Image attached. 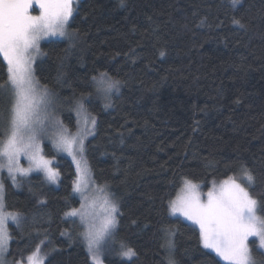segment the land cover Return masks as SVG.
I'll return each instance as SVG.
<instances>
[{
    "label": "trees",
    "instance_id": "1",
    "mask_svg": "<svg viewBox=\"0 0 264 264\" xmlns=\"http://www.w3.org/2000/svg\"><path fill=\"white\" fill-rule=\"evenodd\" d=\"M69 32L71 39L41 42L33 66L70 131L82 95L96 118L84 144L88 168L118 201L114 250L125 243L136 252L104 264H167L169 255L176 264H228L168 204L184 179L208 188L239 174L241 164L254 177L252 195L264 201V0L235 8L230 0H80ZM100 72L121 81L120 91L95 93ZM6 102L0 94V110ZM44 151L56 159L57 184L34 173L18 188L2 176L8 210L22 214L19 227L9 224L7 257L25 260L40 245L43 264H92L80 223L65 217L80 205L75 166L47 142ZM166 228L174 232L171 254L162 247Z\"/></svg>",
    "mask_w": 264,
    "mask_h": 264
},
{
    "label": "snow or ice",
    "instance_id": "2",
    "mask_svg": "<svg viewBox=\"0 0 264 264\" xmlns=\"http://www.w3.org/2000/svg\"><path fill=\"white\" fill-rule=\"evenodd\" d=\"M240 2L230 0L233 8ZM73 4L74 0H0V94L7 101L0 110V121L4 124L0 130V172L6 169L14 186L19 184L18 176L26 177L32 172H43L49 182L56 183L61 173L45 155L43 142L50 141L57 152L70 155L77 173L73 191L79 193L81 202L79 208L70 207L65 217H79L85 229L80 236L86 242L92 264H104L114 252L113 237L120 210L112 193L90 181V169L83 157L84 139L93 134L96 118L88 113L84 103L88 97L82 95L74 110L78 118L84 113L87 119L83 127L78 119L77 131L72 133L55 115L54 93L41 83L33 66L37 56L44 54L40 47L42 40L57 36L71 39L74 35L68 31L75 11ZM37 8L38 14L34 15ZM233 23L240 25L235 18ZM92 82L95 93L104 98L120 91L121 81L107 72L93 76ZM21 158L28 161V167L21 164ZM253 183L254 177L244 164L240 165L239 174L229 175L219 183L213 180L206 193L200 192L199 184L184 179L176 198L169 201L170 214L178 213L191 221L198 228L203 248L212 250L228 264H257L249 237H257L259 248L264 249V215L258 214L264 212V201L252 195ZM4 193L5 183L0 179V264H6L13 239L9 221L19 227L22 220L21 213L8 210ZM164 232L166 242L162 247L171 254L175 248L171 239L174 232L171 228ZM119 248L117 254L123 258L131 260L136 256L135 250L125 243ZM40 253L41 247L37 245L27 255V264H43L48 253L44 256ZM167 264H176L171 255Z\"/></svg>",
    "mask_w": 264,
    "mask_h": 264
},
{
    "label": "rangeland",
    "instance_id": "3",
    "mask_svg": "<svg viewBox=\"0 0 264 264\" xmlns=\"http://www.w3.org/2000/svg\"><path fill=\"white\" fill-rule=\"evenodd\" d=\"M79 2H80V0H74V4H73V7H74V9H75V11H76V8H77V5L79 4ZM34 7H36L35 5H34ZM75 11H74V13H75ZM73 13V14H74ZM33 14L35 15V14H38V8H37V10L36 11H34L33 12ZM70 22V21H69ZM68 31H69V28H68ZM56 38H65V37H48V38H46V39H44V40H42L41 42H44V41H47V40H50V39H56ZM41 42H40V44H41ZM39 56H37V58H38ZM36 58V59H37ZM53 103H54V98H53ZM57 107V106H56ZM55 106H54V109H53V111H54V113H55V115L61 120V115H60V113H58V107L56 108ZM75 111V110H74ZM60 112V111H59ZM75 116H76V125H77V122H78V119H79V122H80V125H81V127H83V124H84V121H85V119H87V114H84V113H82L81 114V116L78 118L77 117V113H76V111H75ZM77 131V127H75V129L73 130V131H71L72 133H75ZM94 132V131H93ZM92 135V134H91ZM91 135H88V136H86L85 137V139H84V144H85V140L88 138V137H90ZM45 142H47V143H49L51 146H52V148L56 151V149L54 148V146H53V144L50 142V141H44L43 142V149H44V143ZM44 153H45V151H44ZM56 153L57 154H60V155H63V156H66L67 158H69L72 162H73V164H74V166H75V169H76V164H75V162L73 161V159H72V157L70 156V155H68L67 153H65V152H57L56 151ZM46 155V154H45ZM47 156V155H46ZM48 157V156H47ZM83 157L86 159V157H85V153L83 152ZM48 158H50V159H52L53 160V167H55L54 166V164H55V158H53V157H48ZM77 159H80V157L78 156L77 157ZM21 164L24 166V167H28V161L26 160V159H24V158H21ZM87 166H88V164H87ZM34 173H38V174H40V175H42V177L47 181V182H49L47 179H46V177H45V175H44V173L43 172H32V173H30L29 175H31V174H34ZM6 175V176H8L7 175V170L5 169V170H3L2 172H0V179H2V176L3 175ZM28 175V176H29ZM28 176H26V177H17V180H18V182H19V184H18V186H15V187H20V184H21V181L22 180H24L25 178H27ZM88 176L90 177V181L91 182H94V179L92 178V175H91V173L89 172V174H88ZM76 178H77V173H76ZM193 182V181H192ZM49 183H51V182H49ZM58 183V181L56 182V183H52V184H57ZM193 183H196V182H193ZM197 184H199L200 185V192L201 193H206L207 192V190L212 186V184H211V186H209L208 188H204L203 187V185L202 184H200V183H197ZM94 185H98V186H104V185H99V184H96L95 182H94ZM105 187V186H104ZM183 187V182H182V185H181V187L179 188V191L177 192V194L180 192V189ZM106 188V191L107 192H110V193H112V191L109 189V188H107V187H105ZM73 193L76 195V196H78V198L80 199V202H81V197H80V195H79V193H76V192H74L73 191ZM91 194V193H90ZM177 194H176V196H177ZM95 195H97V196H100L101 194L100 193H96ZM176 196L175 197H173L172 199H175L176 198ZM112 198L116 201L117 199L115 198V196L112 194ZM204 198H206V197H204ZM171 199V200H172ZM117 203H118V201H116ZM79 207H80V205H79ZM78 207V208H79ZM97 211H99V208L97 207ZM168 213L170 214V211H169V207H168ZM258 214H260V213H258ZM171 216H175V217H179V218H181V219H183L184 221H186V222H188V223H190V224H192V222L191 221H188L186 218H184L183 216H181L180 214H175V215H172V214H170ZM74 218H76L77 220H78V223H80V226H81V233L85 230L84 229V227L82 226V224H81V221H80V219H79V217H74ZM10 223H13L12 221H9V224ZM9 226V225H8ZM172 239V238H171ZM251 240H255L256 242H257V247L259 248V239L257 238V237H249V246H250V249H251V252H252V255H253V258L256 260V262H257V264H260L259 263V261H258V259L255 257V254L253 253V249H252V245H251ZM84 245H85V247H86V242L84 241ZM86 249H87V247H86ZM259 249H261V248H259ZM210 250V249H209ZM263 252H264V249H261ZM88 251V250H87ZM212 251V250H211ZM114 253H118L116 250H114V252H113V254ZM5 259H6V264H12V262L8 259V257L6 256L5 257ZM222 259V258H221ZM223 260V259H222ZM10 261V262H9ZM20 261H23V264H27V262H26V258H25V260H17V262H20ZM224 261V260H223ZM225 263H228V262H226V261H224Z\"/></svg>",
    "mask_w": 264,
    "mask_h": 264
}]
</instances>
